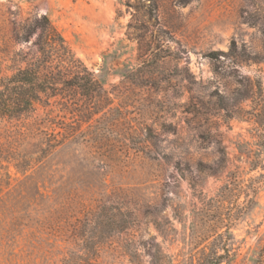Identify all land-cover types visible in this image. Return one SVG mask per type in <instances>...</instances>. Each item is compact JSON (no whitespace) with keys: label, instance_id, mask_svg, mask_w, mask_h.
Returning a JSON list of instances; mask_svg holds the SVG:
<instances>
[{"label":"rangeland","instance_id":"374dc122","mask_svg":"<svg viewBox=\"0 0 264 264\" xmlns=\"http://www.w3.org/2000/svg\"><path fill=\"white\" fill-rule=\"evenodd\" d=\"M35 13L48 15L112 102L92 118L55 105L67 138L28 176L5 158L14 126L0 118V264H62L101 200L132 223L101 242L96 264H189L214 242L232 249V264L264 263V116H255L264 0H0V76L16 68L17 51H35L40 31L26 42L19 28ZM18 139L21 155L38 136ZM234 179L233 204L255 202L228 233ZM37 185L43 196H33ZM69 190L83 199L61 213Z\"/></svg>","mask_w":264,"mask_h":264},{"label":"trees","instance_id":"16d2710c","mask_svg":"<svg viewBox=\"0 0 264 264\" xmlns=\"http://www.w3.org/2000/svg\"><path fill=\"white\" fill-rule=\"evenodd\" d=\"M19 28L20 33L25 34L26 42L29 40L28 35L37 30L40 33L35 42V51H17L13 58L16 68L11 74L0 76V118L14 126L13 134L11 137L9 135L10 140L8 139L9 156L5 158L10 159L9 164L18 171L27 174L37 167L44 166L46 159L65 143L68 133L66 115H52L55 105H61L65 114L76 111L83 117L92 118L100 112H103V115L107 114L109 111L106 108L111 105L112 100L101 81L76 56L71 45L47 14L35 13L26 18ZM263 82V77L258 79L257 88L261 99L255 104L257 117L264 116ZM40 107L49 108L44 118L38 113ZM57 117L61 122L56 121ZM25 122L29 123V127H26ZM55 125L63 128L64 132H56ZM33 132L38 136L37 142L31 149L24 148L19 155L12 147L14 141H17L13 139L22 140V137H28ZM0 164H2L1 160ZM6 174L8 175L9 172L6 171ZM240 186L237 179L227 186L228 200L232 201L228 206V233L240 217L241 209L243 212L247 211L255 202L249 197L243 208L233 204L234 197H238L237 189ZM43 188L45 189L44 185ZM35 189L34 197H38L39 194L44 195L38 185ZM74 197L83 199L76 191L69 190L68 196L60 202L58 210L63 213L66 208L69 209L71 206L68 205V201L73 200ZM74 202L79 203L77 199H74ZM111 202L101 200L88 209L91 211L92 219H85L84 226L90 225L92 229L89 233H82L80 228L79 233H76L80 249L65 255L61 260L62 264H96L101 242L109 239L112 233L121 232L130 226L132 223L130 211L123 209L117 202ZM83 210L85 212L86 209ZM215 218L216 222L220 219L224 220L218 212ZM66 234L63 233L62 237ZM218 237L222 239L223 233H219ZM192 256L189 264H232L234 253L227 244L220 245L219 242H214L199 249L196 255Z\"/></svg>","mask_w":264,"mask_h":264}]
</instances>
